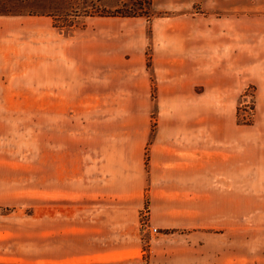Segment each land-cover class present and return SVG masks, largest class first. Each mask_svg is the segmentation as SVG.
<instances>
[{
  "label": "rangeland",
  "instance_id": "1",
  "mask_svg": "<svg viewBox=\"0 0 264 264\" xmlns=\"http://www.w3.org/2000/svg\"><path fill=\"white\" fill-rule=\"evenodd\" d=\"M35 1L0 15V264H264V0Z\"/></svg>",
  "mask_w": 264,
  "mask_h": 264
},
{
  "label": "trees",
  "instance_id": "2",
  "mask_svg": "<svg viewBox=\"0 0 264 264\" xmlns=\"http://www.w3.org/2000/svg\"><path fill=\"white\" fill-rule=\"evenodd\" d=\"M32 3H27V2ZM127 9H132L134 7V4L131 3V1L128 2V5L124 3L123 5ZM50 8V9H49ZM53 8H56V6L49 5L47 3H41L34 0H0V15H22V14H46L49 12H52Z\"/></svg>",
  "mask_w": 264,
  "mask_h": 264
},
{
  "label": "built area",
  "instance_id": "3",
  "mask_svg": "<svg viewBox=\"0 0 264 264\" xmlns=\"http://www.w3.org/2000/svg\"><path fill=\"white\" fill-rule=\"evenodd\" d=\"M154 231H156V229H154Z\"/></svg>",
  "mask_w": 264,
  "mask_h": 264
},
{
  "label": "crops",
  "instance_id": "4",
  "mask_svg": "<svg viewBox=\"0 0 264 264\" xmlns=\"http://www.w3.org/2000/svg\"><path fill=\"white\" fill-rule=\"evenodd\" d=\"M237 157H238V155H237Z\"/></svg>",
  "mask_w": 264,
  "mask_h": 264
}]
</instances>
